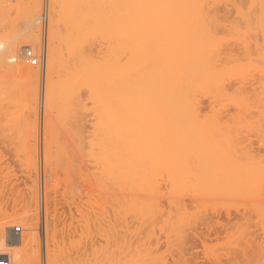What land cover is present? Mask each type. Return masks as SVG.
I'll return each instance as SVG.
<instances>
[{
  "label": "rangeland",
  "instance_id": "374dc122",
  "mask_svg": "<svg viewBox=\"0 0 264 264\" xmlns=\"http://www.w3.org/2000/svg\"><path fill=\"white\" fill-rule=\"evenodd\" d=\"M83 1L58 0L53 30L52 0L40 2L39 40L23 46L40 61L22 60L40 70L36 98L29 79L0 59V238L35 230L27 264H264V56L253 42L264 35V8L257 3L263 12L255 14L253 0H236L240 10L226 13L234 0H210L222 9L215 5L212 22L214 6L206 18L198 0L134 33L126 21L144 5L127 15L124 0H101L105 27L85 30ZM34 3L0 0V58L32 31ZM172 34L203 43L183 44L192 51L180 63L212 59L207 76L183 79L181 65L173 72L162 61L159 43ZM228 47L237 56L226 60ZM150 85L168 92L173 118L163 124L160 97L145 93Z\"/></svg>",
  "mask_w": 264,
  "mask_h": 264
},
{
  "label": "bare ground",
  "instance_id": "6f19581e",
  "mask_svg": "<svg viewBox=\"0 0 264 264\" xmlns=\"http://www.w3.org/2000/svg\"><path fill=\"white\" fill-rule=\"evenodd\" d=\"M58 0H52V2H51V7H52V14H50V16H49V20H48V22H49V28H51V30H53L54 29V27H55V25H57L56 24V22L58 21V19L56 20V16H57V13L59 14V12H57V10H56V3H58L57 2ZM60 1V0H59ZM87 0H85V2H86ZM90 1V2H89ZM87 3H86V7L84 6L83 7V9L84 8H86V9H82V11H84L83 12V15H81L80 14V16H81V19H83L82 21H83V24H84V29L85 30H90V29H92V28H96L97 26H103V28L105 27L104 25H105V23H106V18H108L107 17V14H109L108 13V10L106 11V9L107 8H104V7H107V6H105V5H102L103 3H102V1L101 0H89ZM96 1V2H95ZM98 1H101L100 3L98 2ZM127 1H129L130 3H132L133 5H129L128 6V4L129 3H126ZM140 1H142V2H140ZM158 1V3H157V6H156V4H154V6H156V7H154V6H151V4H149V6H150V8H149V6H147L148 4H146L145 5V3L143 2V0H136L135 2H134V0H132V1H130V0H124V2H123V4L125 3V6L123 5V7L125 8V10L127 9V11L126 12H128L127 13V15L129 14V12H130V14H131V12L133 11L134 12V10H132V9H134V7L133 6H136V7H138L139 9H141L142 7H140L141 5L143 6V11H142V9L140 10V12L138 13L137 12V16H136V11H135V14L131 17V20L132 21H130V17H128L129 18V21H130V23H129V21H126V26H128V25H131L132 26V29H133V27H134V29H133V31H132V29H130L129 28V26H128V28L130 29V31H132V32H134V30H136L137 28H139V30L141 31V32H147L148 33V30H149V28L152 30V28L155 26V24L157 23L156 22V20H159L160 19V17L161 18H163L162 16L164 15V17H166L167 18V16H170V14L171 15H180V14H183V13H185V10H186V12H187V10H190L191 8H193V6H196L195 4L198 2V0L196 1H194V0H157ZM201 1H203V2H201ZM210 0H206V2H205V0H199V2H200V4H201V7L203 6L204 7V9H205V11H207L206 12V16L205 15H203V16H205L206 18L208 17L209 18V16L207 15V13L210 15V14H212V13H210V12H208L209 10L211 11V7L209 8V6H214V7H212V9H214V10H216V9H218L219 10V8L220 7H218V3H219V0H217L218 1V3H215V5H217V7L218 8H216L215 9V5H213L212 3H214V1L216 2V0H211V1H213L212 3H211V1L209 2ZM225 1V0H224ZM243 2L245 1V0H242ZM249 2H250V0H248ZM252 1V0H251ZM257 1V2H256ZM41 0H39V3L35 0V3H34V5L35 4H37L36 5V8H35V10H34V13L32 14V12L30 13L31 15H32V18H33V20L30 22V21H28V22H30L31 23V25L29 26V27H31L32 26V28H30V30L32 29V31H30V32H28V33H30V34H27L28 36H26V37H22V40H20L19 42H17L15 45L13 44V46H11V48H10V50H9V53H8V55L7 56H2L3 58H0L2 61H4L3 59L4 58H6V57H8L9 58V61L11 62V64H12V66L21 74V75H23V76H25L26 78H28L29 79V83H31V85H30V91L32 90V94L31 95H33L32 97H37L38 96V86H39V80H35V79H38V75H39V69H35V68H33V67H30V66H27L26 64H24V62L22 61L23 60V51H24V49H23V46L25 45V44H27V43H29V41H31V40H33V41H35V40H39V25H41V22H42V19L41 18H43L44 20H43V22H45V14L44 15H42L41 13V11H42V5H41ZM80 2V1H79ZM82 2L84 3V1L82 0ZM92 2V3H91ZM208 2L209 3H211V4H208ZM223 2V1H222ZM237 1L236 0H234V1H232L231 3H229L230 5H228V4H225L224 5V7H226V5H228L227 7H226V9H224L223 8V11L225 10V12L226 11H228L229 9H230V6H231V8L232 9H238V8H240V6H238L239 4H241V1L239 0L238 2H240L239 4L238 3H236ZM253 2V4L251 5V6H253V7H251V8H256V9H254V11H253V13H255V11L256 12H259V11H261L262 9H260L259 7V5H256L257 3H259L260 5H261V7L262 8H264V0H253L252 1ZM252 2H250V3H252ZM254 2H256V3H254ZM75 3V2H74ZM96 3H99L98 4V6H97V4ZM137 3H139V4H137ZM143 3V4H142ZM192 3H193V6H192ZM203 3H205V5L203 4ZM224 3V2H223ZM238 4V5H236V4ZM32 4V3H31ZM38 4H40L39 6H38ZM59 4H60V2H59ZM58 4V5H59ZM79 4V3H78ZM81 4V3H80ZM135 4V5H134ZM141 4V5H140ZM199 4V3H198ZM208 4V5H207ZM232 4V5H231ZM254 4L257 6V7H255L254 6ZM57 5V6H58ZM63 5V4H62ZM74 5V4H73ZM84 5V4H83ZM88 5V6H87ZM103 6V8H101L102 6ZM153 5V4H152ZM223 5V4H222ZM131 6V7H130ZM148 7L149 8V12L146 14V15H148V17L145 15V13L147 12H145L144 13V11H145V8L146 7ZM192 6V7H191ZM233 6H234V8H233ZM236 6V7H235ZM30 7H31V5H30ZM35 7V6H34ZM61 7H63V6H61ZM82 7V6H81ZM101 8V9H97V8ZM145 7V8H144ZM191 7V8H190ZM203 7H202V9H203ZM206 7L207 8H209V9H207L206 10ZM95 8V9H94ZM132 8V9H131ZM148 8H146V9H148ZM188 8V9H187ZM228 8V9H227ZM199 9V8H198ZM252 9V10H253ZM31 10V9H30ZM80 10V9H79ZM97 10V11H96ZM131 10V11H130ZM135 10H137V9H135ZM220 10H222V9H220ZM219 10V11H220ZM238 10H240V9H238ZM264 10V9H263ZM58 11H59V8H58ZM61 11V10H60ZM217 11V10H216ZM219 11H217L216 13L214 12L213 13V15L210 17L211 19H213V21L212 22H214V21H216V14L219 12ZM80 12V11H79ZM203 12V11H202ZM211 12H213V10L211 11ZM229 12V11H228ZM252 12V11H251ZM261 12H263V11H261ZM111 13V12H110ZM177 13V14H176ZM204 13V12H203ZM202 13V14H203ZM227 13V12H226ZM133 14V13H132ZM144 14V15H143ZM166 14H167V16H166ZM169 14V15H168ZM256 14V13H255ZM264 14V12L263 13H259V15H263ZM185 15V14H184ZM249 15H251V14H249ZM258 15V13H257V17L259 16ZM201 16V15H200ZM254 16V15H253ZM256 16V15H255ZM60 17V16H59ZM83 17V18H82ZM147 18L146 20L144 19V20H142V18ZM205 17H203L202 18V16H201V19H203V21L206 19ZM212 17H215V19L214 18H212ZM256 17V18H257ZM263 16H261V17H259L258 19H260V18H262ZM159 18V19H158ZM171 18V17H170ZM252 18V17H251ZM172 20V19H171ZM189 20V19H188ZM246 20V22H247V19H245ZM253 20V19H252ZM197 21V20H196ZM206 21H210V20H206ZM255 21V20H254ZM195 22V21H194ZM211 22V21H210ZM260 22H264V20L262 19ZM129 23V24H128ZM165 23V22H164ZM187 23V22H186ZM259 23V22H258ZM29 24V23H28ZM195 24V23H194ZM107 25V24H106ZM154 25V26H153ZM166 25V24H165ZM167 25H168V22H167ZM186 25V24H185ZM205 25V24H204ZM130 26V27H131ZM193 26V25H192ZM152 27V28H151ZM187 27V26H186ZM127 28V29H128ZM144 29V30H143ZM199 29V28H198ZM102 30V29H101ZM139 30H136V31H139ZM143 30V31H142ZM145 30H147V31H145ZM180 30V29H179ZM260 30V29H259ZM97 31V30H96ZM127 31H129V30H127ZM129 31V32H130ZM188 31V30H187ZM212 31V30H211ZM93 32V31H92ZM261 32V31H260ZM134 33H136V32H134ZM142 33V34H143ZM259 34V33H258ZM173 35H174V37H173ZM176 35H177V37H176ZM172 34V35H169L168 37L166 36V38H164V39H166V41L165 40H162V42L160 41V43H159V46L162 48L161 50H160V55H161V58H163V56H164V58L165 57H167V59H162V61L164 62V60H167V63H172V64H170V66L169 67H171L172 68V71L174 72V71H176L175 69H177V71H178V73H176L175 72V74H176V76L177 77H179L180 76V74L182 75V74H188V75H190L191 74V72H194L193 73V75L196 73V75H197V73L198 74H200V75H202L203 77L204 76H207L206 75V73L207 72H204V71H209V70H207V69H209V62L212 60V59H210V60H208L207 59V64L205 65V63H200V65L203 67H201L200 68V65L197 63L196 65H198L199 67H197L196 65L194 66V64H190L189 62H187V63H189V64H186V63H184V64H182L181 65V63H182V61L184 60L185 62L187 61L186 59H187V57L189 56H184L185 55V52L188 50V52H186L187 54L188 53H190L192 50H196L197 48H202L203 46H202V44H197V43H199L200 41H198V40H192V42H191V44L190 45H192V43H195L196 41H198V42H196L194 45H198V47H193V49H192V47H190V48H188V49H186L185 50V46H187V45H189V44H187V42H189V40L187 41L186 39V41L187 42H184V35H181V34ZM181 35V36H180ZM260 35V34H259ZM262 35V34H261ZM260 35V36H261ZM144 36V35H143ZM180 36V37H179ZM195 36V35H194ZM138 37V36H137ZM150 37V36H149ZM173 37V38H172ZM198 37V36H197ZM258 37V36H257ZM129 38V37H128ZM168 38V39H167ZM172 38V39H171ZM260 37H258V39H259ZM195 39H196V37H195ZM255 39H257V38H255ZM253 40V42L254 41H256V43L254 42V44L256 45V48H257V50H259L260 49V51H261V53H262V57L264 56V35L262 36V38H260V40ZM142 40V39H141ZM167 40H169L168 42L170 43V44H172V45H174L172 48H170L169 49V47H171V45H169V43L167 42ZM173 42V43H171V41ZM14 41V40H13ZM165 41V42H164ZM163 42H164V44L166 45V44H168V45H164V47H166V50L164 49V47H163ZM189 42V43H190ZM253 42H249L250 44L251 43H253ZM185 43H186V45H185ZM201 43V42H200ZM249 43H246V47H247V44H249ZM183 44L185 45L184 47H183ZM235 45V44H234ZM255 45H253L254 47H255ZM241 46H243V45H241ZM249 46V48L248 49H252V47L250 46V45H248ZM237 47V46H236ZM238 47H239V45H238ZM237 47V48H238ZM244 47H245V45H244ZM25 48V47H24ZM229 48V47H228ZM227 48V51H224V50H222L223 51V53L224 52H226L225 54H224V56H223V59H226L225 58V55H235V56H237V53H236V51H235V49H237V48H235L234 49V47H233V49H232V47L231 48H229L228 49ZM259 48V49H258ZM93 49V48H92ZM169 49V50H168ZM190 49H192V50H190ZM242 49H244V50H246L247 48H242ZM242 49L241 50H239V48H238V50L240 51V52H238V54L239 53H241V51H242ZM254 49V48H253ZM237 50V51H238ZM256 50V49H255ZM22 51V53H20ZM221 51V50H220ZM249 51V50H248ZM251 51V50H250ZM249 51V52H250ZM254 51V50H253ZM252 51V52H253ZM208 52V51H207ZM247 52V51H246ZM249 52H247V53H249ZM165 55H164V54ZM212 53V52H211ZM222 52L220 53V55L221 54H223ZM242 53H244V52H242ZM186 54V55H187ZM246 54V53H245ZM254 54V53H253ZM260 54V53H259ZM261 55V54H260ZM210 56V55H209ZM222 56V55H221ZM227 56V57H228ZM231 56H229V57H231ZM234 56V57H235ZM239 56V55H238ZM141 57V56H140ZM185 57V58H184ZM22 58V59H21ZM50 61L49 62H53V61H51V60H53V59H51V54H50ZM137 59V58H136ZM0 60V61H1ZM221 60V59H220ZM227 60V59H226ZM189 61V60H188ZM136 62V61H135ZM166 62V61H165ZM164 62V63H165ZM181 62V63H180ZM174 63V64H173ZM177 65H181L179 68H178V66H177V68H175L174 70H173V68H174V66L176 67V64ZM129 64V63H128ZM216 64V63H215ZM169 65V64H168ZM118 66H120L121 67V64H117V66H116V68L118 67ZM205 66H207V67H205ZM214 66H216V65H214ZM120 67H118L117 69H116V71L118 70L119 71V69H120ZM163 67H164V64H163ZM166 67V66H165ZM204 67H205V69H204ZM168 68V67H167ZM167 68H165V72H166V70H167ZM164 70H163V68H162V70L160 69V72H162V73H159V75L158 76H160L159 78H160V80H162L163 82H164V79L166 78L165 76H163V75H166V73L165 72H163ZM200 71V72H199ZM202 71V72H201ZM211 71H213V70H211ZM215 71V70H214ZM216 72V71H215ZM174 74V73H173ZM179 76H178V75ZM208 74V73H207ZM183 76V77H182ZM182 76H180V78H183L184 79V76L185 75H182ZM187 76V75H186ZM199 76V75H198ZM163 77H165V78H163ZM188 78H189V76H187ZM192 76L190 75V78H191ZM96 78V77H95ZM179 78V79H180ZM186 78V77H185ZM188 78H186L187 80H188ZM189 78V79H190ZM96 80V79H95ZM198 80H199V78H198ZM37 81V83L38 84H36L35 82ZM94 82V81H93ZM92 82V86H91V88L93 87V86H95L94 84H95V82L93 83ZM162 82V83H163ZM255 83V82H254ZM232 84H234V83H232ZM229 85V84H228ZM251 85V84H250ZM249 85V86H250ZM152 85H150L149 87H147L146 89H145V93H146V95H148L149 96V94H151V96L153 97V95H158L159 97H160V102H159V106L157 107L158 108V111H156V114H157V116H159V117H164V119L163 120H160L162 123L161 124H163V122H166V121H168V120H171L172 118H173V116H172V114H170L171 116H172V118H171V116L168 118V117H166V115H167V113L165 112V107L167 106V104L165 105V103H164V101H166V100H168L169 99V97H168V92L166 91V90H163V87L162 86H159V89L158 88H156V89H153L152 87H151ZM252 86V85H251ZM38 87V88H37ZM50 88V86L48 87V89ZM232 88H233V86H232ZM48 89H46V91L48 90ZM33 90H34V92H33ZM50 90V89H49ZM95 89H92L91 90V95L93 96V95H97V92L96 91H94ZM118 90V89H117ZM227 90H228V88H227ZM227 90H225L224 89V91H227ZM29 91V92H30ZM119 91V90H118ZM117 91V98L119 97V92ZM166 91V92H165ZM233 91V90H232ZM49 92V91H48ZM164 92L166 93V94H164ZM229 92H230V90H229ZM219 93V92H218ZM225 94H228V93H226V92H224ZM34 94H35V96H34ZM47 94V93H46ZM153 94V95H152ZM231 94V93H230ZM233 94V93H232ZM37 95V96H36ZM142 95H143V93H142ZM146 95H145V97H146ZM147 96V97H148ZM212 96V95H211ZM104 97V96H103ZM159 97H158V99H159ZM165 97H166V99H165ZM218 97V96H217ZM219 97H220V95H219ZM218 97V98H219ZM222 97V96H221ZM151 98V97H150ZM157 98V97H156ZM210 98V97H209ZM223 98V97H222ZM30 99H32V98H30ZM149 99V98H148ZM37 100V99H36ZM105 100V99H104ZM118 100V99H117ZM216 100H217V98H216ZM215 100V101H216ZM32 101H33V99H32ZM212 101H214V100H208V103L210 104V102H212ZM37 102V101H36ZM36 102H33L34 104L36 103ZM168 102V101H167ZM32 103V102H31ZM171 103V102H170ZM37 104V103H36ZM165 106V107H164ZM180 106V105H179ZM209 106V105H208ZM140 107H143V111H145L146 109H144L145 107H144V104L142 105V106H140ZM139 106H138V108H140ZM138 110V112H139V109H137ZM140 111H141V108H140ZM164 111V112H163ZM142 112V111H141ZM165 114H163V113ZM158 114H160V115H158ZM161 114H163L164 116H161ZM161 118V119H162ZM168 118V119H167ZM171 118V119H170ZM160 119V118H159ZM166 119V120H165ZM149 123H150V121H149ZM148 124V122H146L145 124L143 123V124H140V125H145L146 127H144V128H147V129H150V128H148L147 126H149V125H152V124H149V125H147ZM143 129V128H142ZM147 129H144V130H147ZM112 163V162H111ZM113 167V166H112ZM124 187V186H123ZM119 189V188H118ZM123 189V188H122ZM122 189H120L121 191H122ZM119 190V191H120ZM126 191V190H125ZM117 193H118V190H117ZM123 194V193H122ZM124 194H126L125 192H124ZM124 194H123V197H124ZM129 194V193H128ZM126 196V195H125ZM122 197V196H121ZM125 200V199H124ZM34 222V221H33ZM45 222V221H44ZM46 225V224H45ZM34 225H33V223H30V224H27V228L29 229V230H32L34 227H33ZM4 228V227H3ZM32 228V229H31ZM47 230V229H46ZM35 231V230H34ZM34 231H27L25 234H23L22 236H20V237H17V238H15V240H12V241H7V242H5V240H4V238L3 237H1L0 238V252L1 251H3V248H5V244H7V246H9L8 247V253L11 255V257H12V264H27V252H25L26 251V246H27V244H28V242L27 241H29L30 239L32 240V239H34V237L33 236H35V235H33L34 233ZM47 232V231H46ZM35 240V239H34ZM34 240L32 241V242H34ZM30 242V241H29ZM26 243V244H25ZM26 245V246H25ZM2 246H4L3 248H2ZM61 257H63V256H61ZM65 257V256H64ZM61 261L60 260V257H59V259H57V258H55L54 260H53V263L52 264H59L57 261ZM64 260H66V259H64ZM68 260V259H67ZM51 262V261H50ZM63 262V261H62ZM51 264V263H50ZM60 264H67V263H65V262H63V263H60Z\"/></svg>",
  "mask_w": 264,
  "mask_h": 264
},
{
  "label": "built area",
  "instance_id": "2783aa9c",
  "mask_svg": "<svg viewBox=\"0 0 264 264\" xmlns=\"http://www.w3.org/2000/svg\"><path fill=\"white\" fill-rule=\"evenodd\" d=\"M24 60L31 65H36L39 63L40 58L33 53V50L26 48L23 52ZM17 231H22L21 226L16 227ZM0 264H12V257L8 252H0Z\"/></svg>",
  "mask_w": 264,
  "mask_h": 264
}]
</instances>
